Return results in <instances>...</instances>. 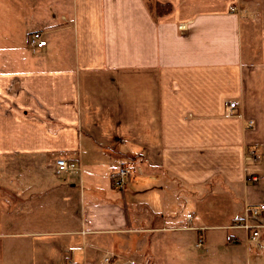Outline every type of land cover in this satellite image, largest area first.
<instances>
[{
	"label": "crops",
	"instance_id": "obj_1",
	"mask_svg": "<svg viewBox=\"0 0 264 264\" xmlns=\"http://www.w3.org/2000/svg\"><path fill=\"white\" fill-rule=\"evenodd\" d=\"M258 203L264 0H0V264L101 260L133 232L159 264H264V229L229 227Z\"/></svg>",
	"mask_w": 264,
	"mask_h": 264
},
{
	"label": "built area",
	"instance_id": "obj_2",
	"mask_svg": "<svg viewBox=\"0 0 264 264\" xmlns=\"http://www.w3.org/2000/svg\"><path fill=\"white\" fill-rule=\"evenodd\" d=\"M180 28H185V24H181ZM30 45L32 48H42L47 45V40L44 38L43 33L39 30L32 32L30 36ZM237 107V103L232 101L229 103V111L233 112ZM254 154V151H251ZM79 168L78 160L69 156L61 155L56 159V170L58 173L61 172H71ZM129 173V170L126 166H121L116 173V182L123 186L126 183V178ZM188 218L193 217V213L189 212L187 214ZM229 227L232 228H241L247 232V239L251 241L256 246L260 245L262 230L264 229V203L258 204H248L245 207L244 214L235 219L233 224ZM239 238L233 236H228L229 242L237 243ZM197 245H202L203 238L199 236L197 240ZM70 264H81L79 261L74 259L70 260ZM98 264H123L117 256L112 253L107 254L103 259L100 260ZM124 264H158L152 259L146 258L143 260L127 259Z\"/></svg>",
	"mask_w": 264,
	"mask_h": 264
},
{
	"label": "rangeland",
	"instance_id": "obj_3",
	"mask_svg": "<svg viewBox=\"0 0 264 264\" xmlns=\"http://www.w3.org/2000/svg\"><path fill=\"white\" fill-rule=\"evenodd\" d=\"M257 157H258V155L255 154V152L253 154L251 151H249L246 154H244V160H245L246 166L251 164V163H255L258 160ZM78 165H79V168H77L74 171H71L70 173L79 172L80 171L79 161H78ZM128 176H129V173H128L127 178H126V183L123 186H120L115 181V183L118 185L117 187L120 186L119 188H121V189L124 188L127 185ZM259 179H260V176L258 174H249V175H247V180H249V181L256 182V181H259ZM116 184H115V186H116ZM215 205H218V204H216V202H215ZM194 209H197L195 204H186L184 210L188 211V210H194ZM205 209H206V207H205ZM185 227L187 228L188 226L186 225ZM127 234H129V233H127ZM127 234L123 235V233H119L118 236H112L111 237V242L114 245V247H112V248H102L103 252L105 253L107 251H110V252L116 254L117 258H119V260H121L123 262V264H124V262L127 259L129 260L130 258L138 259V260H143V259L149 258V259H152L154 262L158 263L150 255L144 256V257L139 255L140 253H137L135 251V246L138 245V243H137L136 238L134 237L135 236L134 232L131 233L130 236H127ZM105 236H108V235H105ZM124 248H128V249H124ZM67 253L70 254V252H67ZM76 253L77 252L74 253V256L77 255ZM70 255H73V254H70ZM100 258H101L100 257V253L97 252V251H94L93 255L89 256V258L87 260L81 261V264H98Z\"/></svg>",
	"mask_w": 264,
	"mask_h": 264
},
{
	"label": "trees",
	"instance_id": "obj_4",
	"mask_svg": "<svg viewBox=\"0 0 264 264\" xmlns=\"http://www.w3.org/2000/svg\"><path fill=\"white\" fill-rule=\"evenodd\" d=\"M161 10H163V9L161 8Z\"/></svg>",
	"mask_w": 264,
	"mask_h": 264
}]
</instances>
